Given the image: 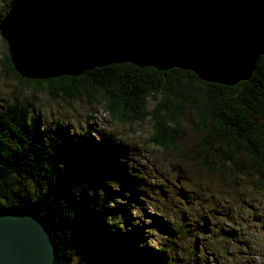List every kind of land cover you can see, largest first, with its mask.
Segmentation results:
<instances>
[{
    "label": "trees",
    "instance_id": "obj_1",
    "mask_svg": "<svg viewBox=\"0 0 264 264\" xmlns=\"http://www.w3.org/2000/svg\"><path fill=\"white\" fill-rule=\"evenodd\" d=\"M15 1L7 3L4 15ZM3 62L5 71L20 81L40 87L47 84L52 97L71 99L84 95L89 102L100 99L113 121L128 125L151 123L154 137L146 143L164 151L175 150L174 134L184 106L189 105L194 111L200 106V126L208 122L210 126L205 137L210 141L199 143L200 165L208 166L214 151L220 164L233 162L235 155L242 152L253 162L254 169L239 178L254 179L255 184L264 186V123L258 120L264 118V57L249 80L228 88L202 82L195 74L175 68L158 71L129 63L94 68L78 77L33 81L19 77L8 52L4 53ZM157 95L160 101L148 111V99ZM27 108L29 104L16 103L0 107V211L28 208L43 219L56 244L55 264H171L166 256H173L177 247L173 237L181 228L173 232L168 229L163 243L152 239L149 233L146 239L144 226L131 224V211L114 206L124 192L135 196L132 184L125 182L120 186L124 176L128 182L132 179L120 163L122 159L128 164L125 148L111 138L101 143L91 139L83 142L82 134H61L47 141L36 132V119L28 125ZM28 134L36 139L28 138ZM234 145L238 147L236 154L232 151ZM80 147L81 151L87 150L84 155H80ZM194 166L198 168L196 163ZM226 216L228 220L230 216ZM245 248L241 245L237 252L226 254L224 260L234 259ZM191 254L199 256L200 249L191 250ZM192 260L188 257L187 263L197 264ZM175 261L183 264L181 259ZM236 264L243 263L239 260Z\"/></svg>",
    "mask_w": 264,
    "mask_h": 264
},
{
    "label": "water",
    "instance_id": "obj_2",
    "mask_svg": "<svg viewBox=\"0 0 264 264\" xmlns=\"http://www.w3.org/2000/svg\"><path fill=\"white\" fill-rule=\"evenodd\" d=\"M0 36L15 72L29 80L131 63L230 87L248 80L264 55V0H18ZM55 259L36 214L0 211V264Z\"/></svg>",
    "mask_w": 264,
    "mask_h": 264
},
{
    "label": "rangeland",
    "instance_id": "obj_3",
    "mask_svg": "<svg viewBox=\"0 0 264 264\" xmlns=\"http://www.w3.org/2000/svg\"><path fill=\"white\" fill-rule=\"evenodd\" d=\"M9 1L11 0H0V18L4 16V9ZM5 52L7 45L0 36V107L15 103L24 106L29 104L26 114L28 125L36 119V132L45 136L47 141L61 134L71 137L82 134L83 142L91 139L101 143L111 138L116 144L123 146L128 164L127 160L122 159L120 163L125 168L127 177L132 179L128 182L124 176V182L120 186L123 187L125 182L127 185L132 184L135 196L132 198L124 192L114 206L131 211V224L144 226L146 239H149V233L152 239L163 243L167 239L165 234L169 233L168 229L173 232L176 228H181L179 234L173 237L177 246L173 256H166L171 264H175V259H181L183 264H188V257L197 264H230V261L236 264L239 260L243 264H264V186L255 184L254 179L247 181L239 178L254 169L253 162L242 152L235 155L233 162L224 161L221 165V160L217 161L214 156L217 152L214 151L210 155L209 165H200L197 158L199 143L203 140L210 141L205 138L210 130L209 122L203 127L200 126V106L197 112L189 105L182 107L177 121L178 131L174 134L175 150L164 151L146 143L153 134L151 123L128 125L113 121L105 113L100 99L89 102L84 95L71 99L52 97L47 84L43 87L27 84L7 73L3 66ZM262 57L264 55L259 60ZM61 77L68 76L51 79ZM241 82L244 81L235 85ZM160 99L159 95L149 98L148 111ZM258 120L264 123L263 117H258ZM29 134L28 138L36 139ZM213 147L216 148L217 145ZM81 149L82 147L80 155H84L86 150ZM232 151L236 154L238 147L232 146ZM81 161L83 159L80 163ZM195 163H199L198 168L194 166ZM116 190L120 191L118 188ZM30 211L36 214L33 210ZM226 215L230 216L228 220L231 222ZM120 229L126 228L120 226ZM130 229L132 231L133 227ZM241 245L246 247V251L237 254L234 259L224 260L226 254L237 252ZM195 249H200L199 256L191 254V250Z\"/></svg>",
    "mask_w": 264,
    "mask_h": 264
},
{
    "label": "bare ground",
    "instance_id": "obj_4",
    "mask_svg": "<svg viewBox=\"0 0 264 264\" xmlns=\"http://www.w3.org/2000/svg\"><path fill=\"white\" fill-rule=\"evenodd\" d=\"M16 1H18V0H16ZM15 1V2H16ZM15 2L12 4V5H14L15 4ZM5 16V15H4ZM64 49H66V47H64ZM108 66V65H107ZM94 69V68H93ZM92 70V69H91ZM185 72H190V71H185ZM83 73H85V72H83ZM83 73H81V74H83ZM190 73H192V72H190ZM194 74V73H193ZM57 77V76H56ZM54 78V77H53ZM26 79V78H25ZM37 80H44V79H37ZM36 81V80H35ZM206 83V82H205ZM211 86V85H210ZM247 86V85H246ZM199 88V87H198ZM228 88V87H227ZM209 90V89H208ZM149 92V91H148ZM222 94V93H221ZM146 95V94H145ZM203 95V94H202ZM219 95V94H218ZM169 96V95H168ZM213 97V96H212ZM228 97V96H227ZM203 98V97H202ZM194 99H195V97H194ZM163 100V99H162ZM167 100V99H166ZM210 100V99H209ZM207 101V100H206ZM220 101V100H219ZM132 103V102H131ZM226 103V102H225ZM171 104V103H170ZM195 104V103H194ZM127 105V104H126ZM163 105H165V104H163ZM169 105V104H168ZM193 105V104H192ZM224 105V104H223ZM133 106V105H132ZM198 106V105H197ZM169 107V106H168ZM239 107V106H238ZM180 108V107H179ZM192 108V107H191ZM159 109V108H158ZM164 109V108H163ZM160 110V109H159ZM228 110V109H227ZM168 111V110H167ZM245 111V110H244ZM174 112V111H173ZM196 112H197V108H196ZM222 112V111H221ZM201 114V113H200ZM227 114V113H226ZM154 115H156V114H154ZM176 115V114H175ZM202 115V114H201ZM132 116V115H131ZM135 116V115H134ZM189 116V115H188ZM160 117V116H159ZM229 117V116H228ZM243 117V116H242ZM132 118V117H131ZM136 118H138V116L136 117ZM185 118V117H184ZM191 118V117H190ZM200 118V117H199ZM204 119V118H203ZM201 122V121H200ZM201 123H203V122H201ZM245 123V122H244ZM31 125V124H30ZM178 125V124H177ZM36 126V125H35ZM176 126V125H175ZM167 127V126H166ZM165 127V128H166ZM40 129V128H39ZM152 129V128H151ZM167 129V128H166ZM169 130V129H168ZM180 131V130H179ZM168 132V131H167ZM173 132V131H172ZM23 133V132H22ZM209 133V132H208ZM154 137V136H153ZM153 137H151V138H153ZM157 137V136H156ZM109 139V138H108ZM152 140V139H151ZM167 141V140H166ZM170 142V141H169ZM173 142V141H172ZM171 142V143H172ZM175 142V141H174ZM212 142V141H211ZM145 144V143H144ZM174 144V143H173ZM154 145V144H153ZM201 145H204V143L203 144H201ZM162 149V148H161ZM193 150V149H192ZM143 151V150H142ZM201 151V150H200ZM86 152H87V150H86ZM23 153V152H22ZM47 154V153H46ZM241 154V153H240ZM24 155V154H23ZM222 155V154H221ZM166 156V155H165ZM248 158V157H247ZM134 159V158H133ZM242 159V158H241ZM87 160V159H86ZM208 160V159H207ZM199 164V163H198ZM197 164V165H198ZM108 165V164H107ZM222 165V164H221ZM132 166H133V164H132ZM212 167V166H211ZM256 167V166H255ZM94 168V167H93ZM101 168V167H100ZM128 168V167H127ZM94 170V169H93ZM98 170V169H97ZM94 172H95V170H94ZM199 172V171H198ZM241 172V171H240ZM48 176V175H47ZM11 177V176H10ZM258 177V176H257ZM234 181V180H233ZM39 182H43L42 180L41 181H39ZM69 182V181H68ZM252 183V182H251ZM192 184V183H191ZM39 185H41V183H39ZM193 185V184H192ZM73 187V186H72ZM71 187V188H72ZM74 189V188H73ZM234 190V189H233ZM77 191V190H76ZM9 192V191H8ZM99 192V191H98ZM253 195V194H252ZM38 196V195H37ZM201 196V195H200ZM98 198V197H97ZM235 198V197H234ZM252 199V198H251ZM76 201V200H75ZM97 201V200H96ZM233 201V200H232ZM74 202V201H73ZM110 202V201H109ZM212 205V204H211ZM74 208V207H73ZM222 208V207H221ZM25 210H27V211H29V212H31L30 210H28V209H25ZM108 211V210H107ZM200 212V211H199ZM229 213V212H228ZM256 213V212H255ZM254 213V214H255ZM237 216V215H236ZM40 218V217H39ZM86 218V217H85ZM41 219V218H40ZM89 220V219H88ZM91 220V219H90ZM238 221V220H237ZM241 221V220H240ZM44 222V221H43ZM89 222V221H88ZM44 224H45V222H44ZM230 224H232V223H230ZM87 227V226H86ZM235 227V226H234ZM96 228V227H95ZM85 229V228H84ZM157 229V228H156ZM113 232V231H112ZM113 235V234H112ZM128 235V234H127ZM114 236V235H113ZM52 237V236H51ZM138 238V237H137ZM210 240V239H209ZM55 242V241H54ZM214 243V242H213ZM56 255H57V252H56ZM61 257V256H60ZM64 257V256H63ZM64 262V261H63ZM246 263V262H245ZM250 263V262H249Z\"/></svg>",
    "mask_w": 264,
    "mask_h": 264
}]
</instances>
